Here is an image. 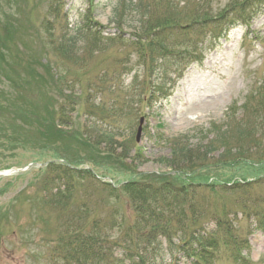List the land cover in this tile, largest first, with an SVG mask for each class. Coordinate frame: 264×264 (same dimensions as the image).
Returning a JSON list of instances; mask_svg holds the SVG:
<instances>
[{"label":"rangeland","instance_id":"obj_1","mask_svg":"<svg viewBox=\"0 0 264 264\" xmlns=\"http://www.w3.org/2000/svg\"><path fill=\"white\" fill-rule=\"evenodd\" d=\"M246 1L260 0H0V45L5 46L8 63V67L0 68L6 72L0 75V95L10 91L12 82H17L12 87L22 88L10 92L14 98H0V108H4L0 109V126H7L1 130L7 138H0V172L15 171L0 176V264H66L55 256V249L63 247L64 239L73 235L71 227L75 230L76 225L74 220L71 227L63 223L58 207L63 202L49 204H55V172L45 174L46 165L55 158L45 150L43 140L38 144L33 123L43 112L40 106L49 101L55 104L57 90L43 92V83L34 80L29 71L46 78L47 83L50 75L54 81L59 76L57 87L65 95L74 97L72 93L80 92L78 106L74 112L69 107L64 119H73L101 153L125 165L122 168L117 163L116 170L121 169L118 172L89 163L79 167L91 171L100 182H74L68 202L73 207L85 206L83 209L89 212L81 226L86 228L92 219L98 220L96 231L101 236L109 232L110 242L122 243L125 236L119 227L103 223L114 213L117 217L131 215L130 198L121 192L115 201L103 185L118 188L124 182H143L145 176L184 175L182 171L188 169L180 166L186 165L193 173L190 194L199 207L197 223L215 230L226 221V234L246 247L247 251L241 252L247 258L245 264H264V230L250 219L252 211L261 207L256 201L264 198V171H260L264 157H259L264 153V15L249 28L232 30L216 44L201 46L200 39L187 47L177 40L165 42L164 48L172 53L165 55V60L173 55L183 58L189 49L201 61L175 84L174 75L156 74L158 70H153L154 64L147 57L139 68L136 66L131 46L135 38L127 26L137 6L142 7L141 14H146L140 17L152 25L167 17L178 23L195 20L203 12L209 17L224 13L232 17L229 9L238 10ZM166 4L174 10L166 9ZM93 33L99 34L98 38ZM62 50L75 57L63 58ZM130 56L131 62L125 66L123 60ZM81 59L84 69L75 64L82 63ZM44 66L51 68V73ZM125 68H132L131 73H122ZM98 72L116 73L112 78L115 93L92 97L89 84ZM65 85L70 90L64 89ZM20 102L27 106L21 108ZM100 104L104 105L102 111ZM98 112L104 114L103 127L91 125L99 124ZM26 116L32 127L25 122ZM248 131L251 139L253 131L258 137L253 144L248 135H242ZM223 132L228 133L222 146L215 141ZM178 146L188 147V151L173 159L172 152ZM222 147L231 152L225 153ZM126 149L128 157H119ZM234 149L240 151L239 160L234 159ZM137 155L141 157L136 159ZM168 161L176 162L179 168L171 167ZM237 183L241 184L238 188L234 186ZM247 184L250 188L243 191ZM65 215L69 217L66 210ZM218 216L223 220L216 222ZM215 241V250L199 251L200 261L176 254L161 255L150 264L240 263L234 261L232 245ZM117 250L115 255L120 258Z\"/></svg>","mask_w":264,"mask_h":264},{"label":"trees","instance_id":"obj_2","mask_svg":"<svg viewBox=\"0 0 264 264\" xmlns=\"http://www.w3.org/2000/svg\"><path fill=\"white\" fill-rule=\"evenodd\" d=\"M263 3L264 0H260L256 3L252 1L243 2L240 4L238 10L235 8L229 9L230 13L234 15L232 17L227 16L228 13L221 14L217 17H209L208 12L205 14L203 12V14L200 17L197 16L195 20H187L183 23H178L176 20L174 21L167 17L162 21L155 20L151 22L152 25H148V21L146 20V22L141 18L146 14H141L142 7L137 6L133 9L134 16L129 18L130 21L127 24L131 30L132 37L135 38L131 46H133V53L139 63L134 62L139 68L143 63L142 61L147 57L149 62L154 64L153 70H158V72H155L156 74L164 73L166 76H179L186 66H189L193 61H199L200 58H195V56H193L194 51L187 49V53L183 58H181L180 55H173L168 56L165 60V55H172L171 52L166 50V47L164 48L165 42L177 40L179 45L186 47L188 44H193V41L196 39H200L202 43H215L224 38L231 28L241 24H248L258 14V8L263 5ZM130 4L132 5V3ZM165 8L174 10V7L170 4H166ZM93 34L98 38L99 34ZM4 47V44L0 45V68L2 66L8 67L5 53L6 49ZM69 48L72 49L71 47ZM60 54L63 58L75 57V54L72 55L67 50H62ZM155 55L158 56L154 58ZM176 58L181 61L175 60ZM130 59L131 56L129 58L127 57L125 61L123 60L125 66L130 64ZM20 60L21 59H19V61ZM81 61L82 63L76 62L75 64L77 66H83L84 69L83 60L81 59ZM177 62L182 63V65L180 66ZM34 64H36V59ZM28 66L32 67L31 64H28ZM43 68L46 69L48 73H51V68L48 66H44ZM131 71L132 68H125L122 73L130 74ZM29 72H31V77L34 80L40 79L43 83L41 84V90L43 92H48L49 90L50 93H55L57 90L55 94V104L52 105V101L48 100L49 102L40 106L43 112L38 113V118L33 122L36 126L35 128L38 130V144L42 143L43 140L46 149L42 148L49 150L55 159H62L65 162L64 165L51 164L48 167V172H55V204L53 202H49V204L57 206V203L63 202L58 206L61 207L60 210L63 215V223L68 227H71L70 224L73 220L76 223L75 230H72L73 227H71L70 230L71 235H73L68 239H64L62 248L55 249V256H57V258L62 259L66 264H150V262L155 263L157 257L163 254L167 253L173 255L175 252L185 250L196 242L203 251H205L207 247L214 249V245L217 242L215 240H224L225 245L233 246V257L238 259L236 252L240 249V245L236 240L233 241L231 239L230 234H226L227 228L224 229L226 221L218 225L215 230L213 228V230L210 231L205 227V224L200 225L197 223L199 207L195 206L196 202L190 194V188H192L194 184L192 178L193 173L191 172V168H188L186 165L180 166L183 167V169H188L187 171H182V174L185 173L184 175L175 177L145 176L143 182H126L118 188H113L108 184L103 185L104 188L107 189V194L109 197L113 198V200L117 199L121 192L126 194L130 198L131 204L129 208H132V213H137L135 218H133L132 213L129 216H121L119 214V217H117L116 213H112V218L103 223L107 227H119L121 234L125 236L122 243L110 242L109 232L107 236H101V234L96 231L98 226L96 222H99L98 220L92 219L89 222V226L86 228L81 226V221L85 220L88 216V209H83L85 206H70L68 199L71 198L75 184L78 181L84 182L87 180V182L93 183L95 179L94 175L89 170H79L78 167L89 163L93 166L103 165L107 169L118 172L117 170L121 169L116 170L115 165L120 163L122 168L125 167V165L121 164L122 162L119 160L117 161L114 159L112 155L101 153L97 148V144L92 145L90 138L78 127L79 124H75L73 119H64L63 114L69 112V107H71V112H74V107L78 106L79 97H81L80 92L79 94L76 92L72 93L74 97L65 95L63 90L57 87V85L61 83L59 76L56 75L54 81L52 75H50L49 82L47 83L48 80L46 78L33 73V71ZM4 73H6L5 70L1 69L0 75H4ZM115 74L116 73L112 76L106 72H98L89 84L92 90V97L96 98L98 94L104 97L109 93H115L113 92L114 88L112 86V78ZM109 82L110 85H108ZM15 84H17V82H12L10 84L11 86H9L10 91L1 93L0 98L4 95L12 96V93H10L11 91L22 89L21 87L17 89L12 87L15 86ZM64 89L70 90L66 85ZM20 103L21 108L27 106L23 102ZM99 106L100 111H102L104 105L100 104ZM0 109L2 110L4 108L1 107ZM90 109H95V107ZM54 115L58 120H54ZM98 115L99 119L97 122L99 124H95L96 122H94L91 125L103 127L105 124L104 114L98 112ZM27 116H29V114ZM27 116L25 122H29ZM3 128L7 129V126H0V138L5 139L7 135L1 132ZM227 133L223 132L218 135L215 142L223 146L225 144L223 137ZM242 135H248V140L251 142L250 144H253L258 139L254 131L251 132L252 139L250 138L249 131ZM239 136L240 135H238V137ZM222 149L227 154L231 152L226 151L223 147ZM187 151L188 147L178 146L176 149L174 148L172 158H179ZM235 151H237V155L234 159L239 160L240 157L238 153L240 151ZM129 153V149H126L119 157H128ZM139 157H141V155L138 156V158L136 157V159H139ZM259 157H264V153ZM142 160L140 162H142ZM175 164L176 162L174 161H168V165L171 167L179 168L176 166L177 164ZM260 164L262 167L260 171H264V162ZM51 180H54V178ZM240 185L241 184H234L237 188L240 187ZM250 186V184L243 186V191H248ZM256 202L260 204L261 207L258 208V210L252 211L251 214H248H250V218L255 220L260 227H264V198ZM176 206L180 211L177 212L174 208ZM65 210L68 211L69 217L65 215ZM218 217V219H215L216 222L223 220L220 216ZM101 238L103 239L102 241L100 240ZM206 240H209L210 243L206 242ZM163 241L166 242L165 247L162 246ZM115 249L117 253H119L120 258L116 256L117 254L115 255Z\"/></svg>","mask_w":264,"mask_h":264},{"label":"water","instance_id":"obj_3","mask_svg":"<svg viewBox=\"0 0 264 264\" xmlns=\"http://www.w3.org/2000/svg\"><path fill=\"white\" fill-rule=\"evenodd\" d=\"M139 131H140V129L138 130V134H139Z\"/></svg>","mask_w":264,"mask_h":264}]
</instances>
